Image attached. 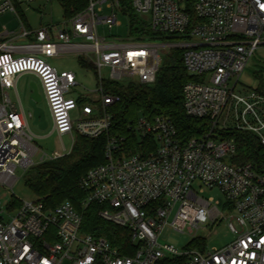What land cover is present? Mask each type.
<instances>
[{"label":"built area","instance_id":"1","mask_svg":"<svg viewBox=\"0 0 264 264\" xmlns=\"http://www.w3.org/2000/svg\"><path fill=\"white\" fill-rule=\"evenodd\" d=\"M122 2L88 0L85 10L62 25L35 32L22 26L19 37L25 43H0V186L13 189L19 181L17 169L26 172L68 154L64 137L70 136L74 144L77 134L97 138L109 131L112 117L107 108L120 97L105 92L104 68L110 71L107 81L152 85L162 54L172 49L183 50L186 71L197 79L183 88L185 112L207 119L209 128L183 142L167 116H141L134 127L141 143L136 152H125L127 138H111L106 162L81 179L83 208L100 204L103 220L129 229L134 255L122 254L106 238L83 234V216L70 201L48 209L40 199H14L6 211L0 203V264H264V172L234 164L236 143L223 136L230 130L247 131L264 146V94L235 93L249 60L264 46V0H131L137 14L148 16L152 31L169 37L167 43L101 36L100 25L121 26ZM11 12H16L14 1L0 0V17ZM70 54L89 57L86 62L99 74L94 98H78L92 103L80 105L69 96L77 86L76 75L60 73L49 63ZM23 74L41 81L53 133L61 140V149L52 156L41 154L25 113L10 98L8 91ZM197 181L226 195L225 212L213 199L200 197L193 189ZM223 220L235 240L206 252L199 230L216 228ZM166 227L188 230L192 248L179 252L160 244Z\"/></svg>","mask_w":264,"mask_h":264},{"label":"trees","instance_id":"2","mask_svg":"<svg viewBox=\"0 0 264 264\" xmlns=\"http://www.w3.org/2000/svg\"><path fill=\"white\" fill-rule=\"evenodd\" d=\"M60 1L66 19L74 17L88 6V0ZM122 5L123 15L130 19L132 34L149 35V26L139 19L131 0H123ZM19 15L23 20V16ZM80 63L88 68H94L82 59ZM196 80L186 71L183 50L176 48L166 54L156 82L152 85L132 80L104 81L105 92L120 97L118 103L107 108V113L112 117L111 128L97 138L77 134L73 148L68 154L34 165L28 176L31 191L48 209H54L63 202L70 201L83 216L81 227L83 234L106 238L122 254L134 255L136 246L129 229L103 220L100 217L103 209L100 204L83 208L86 194L81 188V179L91 169L106 162V148L111 138H127L125 152H136V146L141 143L134 132V127L141 116L150 118L167 116L175 125L183 142L201 137L209 128L208 120L191 118L184 109L183 88L188 82ZM260 93L264 94V88ZM88 102L90 101L87 99H78L80 105ZM223 136L226 139H233L236 143L237 154L233 160L234 164H250L257 171L264 172V146L255 134L230 130Z\"/></svg>","mask_w":264,"mask_h":264},{"label":"rangeland","instance_id":"3","mask_svg":"<svg viewBox=\"0 0 264 264\" xmlns=\"http://www.w3.org/2000/svg\"><path fill=\"white\" fill-rule=\"evenodd\" d=\"M16 12H11L13 16L12 23L9 25V29H16L20 25L21 14L24 19H27L29 25L38 30L43 27L50 25H62L67 19L65 18L64 10L60 0H13ZM110 14L108 10L105 12ZM139 19L142 22L147 23L150 32L149 35L143 36L141 34L134 35L131 32V22L129 17L120 15L119 21L121 26H115L113 29H109L105 25L99 26V33L101 36L113 39H123L125 41H142V42H154V43H167L170 42L168 36H160L152 31L150 27V22L148 16L139 15ZM10 20V19H9ZM26 21V22H27ZM3 22H0V32L2 30ZM79 41V40H78ZM171 51V50H170ZM166 54H162V63ZM83 61H88L89 57H84ZM92 59L93 56H92ZM49 63L58 70V72H72L76 75L77 86L72 88L69 96L78 99L84 96H90L91 99L94 98L96 91L99 87V74L96 69L88 68L80 63V57L77 55H65L61 57L52 58ZM161 63V65H162ZM102 76L106 81L110 78V71L107 68L102 70ZM208 80L210 75H208ZM35 82L39 86L40 94L43 96L42 102H40L41 109L45 114L46 126L41 128L34 124V121L29 118V124L32 133L35 136L34 144L41 151V154L45 153L48 156H52L55 151L61 149V140L56 133H53L54 122L49 109V106L44 98L43 90L39 81ZM123 82V81H121ZM233 85V82L230 83ZM264 88V46H261L255 51L249 63L240 77L238 86L235 93L240 96H246L253 92H260ZM20 97L24 104L26 103L25 91L20 89ZM13 99V97H12ZM90 101V100H89ZM92 103V102H89ZM78 111L72 113L73 120L77 119ZM264 121V115H261ZM233 124L232 117L229 120V125ZM264 134V131H263ZM64 144L66 146V153L70 152L73 148V141L70 136L64 137ZM35 162L40 160V156L34 158ZM30 170L24 172L22 169H17V175L19 177L18 183L13 187V189H6L0 186V203L1 209L6 211L10 203L14 199H19L23 201H35L38 198L31 191L28 185V176ZM193 189L200 195L203 199H213L217 203L219 210L223 213L227 210V197L218 188L209 189L204 187L199 181L193 184ZM201 189H204L201 192ZM18 204V202H17ZM2 214L0 213V218ZM203 235L204 239V249L211 251L214 248H223L231 244L235 240V235L229 230L226 220L221 221L219 225L214 228L213 225H206L204 229L199 230L198 236ZM194 238L185 230L183 233L178 232L171 227H166L162 232L159 243L162 245H171L175 247L179 252H184L192 248ZM66 264H69L67 261Z\"/></svg>","mask_w":264,"mask_h":264},{"label":"crops","instance_id":"4","mask_svg":"<svg viewBox=\"0 0 264 264\" xmlns=\"http://www.w3.org/2000/svg\"><path fill=\"white\" fill-rule=\"evenodd\" d=\"M11 16H13L12 13H5L0 17V22L4 23V24H2L3 25L2 30L0 32V43H8V42H13L16 44L25 43L26 42L25 39H22L19 37L22 26H24L27 30H29L31 32H35L37 30L33 29L29 25L27 19H23V20L21 19L20 25L18 27H16V29L10 30L9 29L10 23L11 24L14 23V22L13 23L11 22L13 19V17H11ZM4 32H8L9 36L4 37L3 36ZM35 80L39 81V83L41 85V89L43 90L41 81L39 80V78L37 76H35L33 74H23L20 77H18L17 82H16V87L14 89H11L8 91L10 98H11L13 104L15 105V107L18 111H22L23 110L22 104L24 105L25 109L23 110V112L25 113V115L28 119V122H29V118H31L33 121H35L33 116H32V114H33L32 111L26 108V104L29 101V96L34 93V90L36 91V93L38 92L39 98L37 97V99H36V105L39 109H41L40 102H42V100H43V96L40 94L39 86L35 82ZM20 89L25 91V95H26V103L25 104H24V101L22 102V100H21ZM43 93H44V90H43ZM12 97H13V99H12ZM44 98L46 100L45 93H44ZM46 102H47V100H46ZM28 113L31 117H29ZM37 123L38 124H36V125L40 126L41 128L46 126L45 114H44L43 118L40 117L37 119ZM29 126H30V124H29ZM30 130H31V128H30Z\"/></svg>","mask_w":264,"mask_h":264},{"label":"water","instance_id":"5","mask_svg":"<svg viewBox=\"0 0 264 264\" xmlns=\"http://www.w3.org/2000/svg\"><path fill=\"white\" fill-rule=\"evenodd\" d=\"M37 97L39 98V94H38V92L36 93V91L34 90V93L29 96V101L26 104V108L29 109V110H31L32 113H33L32 116H33V118L35 120L34 121V124L35 125L38 124L37 123V119L38 118H40V117L43 118L44 117L43 110L42 109H39L37 107V105H36V99H37ZM22 108H23V110L25 109V107H24L23 104H22ZM28 115H29V113H28ZM29 117H31V116L29 115Z\"/></svg>","mask_w":264,"mask_h":264}]
</instances>
